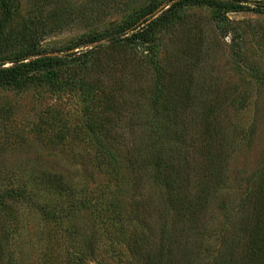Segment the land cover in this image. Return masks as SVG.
I'll return each instance as SVG.
<instances>
[{
    "label": "rangeland",
    "instance_id": "obj_1",
    "mask_svg": "<svg viewBox=\"0 0 264 264\" xmlns=\"http://www.w3.org/2000/svg\"><path fill=\"white\" fill-rule=\"evenodd\" d=\"M176 1L11 0L13 15L1 38L4 55L8 58L39 45L43 52L64 58L70 73L81 71V75L84 68L89 83L98 81L106 91L122 93V106L127 91H133L128 109L121 107L112 114L120 121L109 126L120 132L131 127L127 122L135 114L150 117L159 92L173 101L196 98L218 103L221 124L230 135L235 133L232 139L238 144L225 161L227 184L212 199L206 224L223 222L220 197L228 209H262L264 219V0L247 2L249 10L226 14L210 5L186 6L141 49L116 40V30L141 9L161 3L160 14L170 11ZM3 16L0 5V20ZM90 34L107 38L66 51ZM82 93V85L61 78L21 89L0 86V198L6 205L0 211V264L130 262L128 228L116 224L109 206L115 198L128 216L133 210L128 203L138 200L132 198L126 150L115 143L116 170L109 164V153L98 161L99 145L86 124L85 109L99 112L106 102L102 98L86 102ZM241 99L246 100L245 109L238 106ZM244 130L248 136L254 133L245 141L240 139ZM50 171L73 177L80 193L77 201L85 198L91 204L73 209L75 200L43 188L40 176ZM44 206L60 217L43 214ZM219 243L215 238L210 246Z\"/></svg>",
    "mask_w": 264,
    "mask_h": 264
},
{
    "label": "trees",
    "instance_id": "obj_2",
    "mask_svg": "<svg viewBox=\"0 0 264 264\" xmlns=\"http://www.w3.org/2000/svg\"><path fill=\"white\" fill-rule=\"evenodd\" d=\"M252 1L178 0L170 11L160 14L157 12L161 3H151L135 17L128 18L114 35L119 43L141 49L152 43L154 35L170 24L178 11L186 6L210 5L226 14L234 10H249L246 3ZM0 5L4 12L0 20V86L21 89L28 84H48L54 78H61L73 85H82L86 102L96 103L100 98L106 102L105 109L99 112L86 107L85 117L99 145L98 161L106 159V153H109L112 157L109 164L115 169L119 160L113 151L115 143L126 150L132 198L138 197V200L128 203V209H133L127 213L128 216L124 213L125 206L120 209L115 198L109 201V206L116 212L112 211L116 224L121 229L128 228L130 262L127 264H264L262 209H245L244 206L228 209L226 200L220 197L223 222L221 220L219 226L208 227L205 221L212 199H217L227 184L225 161L230 160L238 144L237 139H232L235 133L230 135L228 128L221 124V106L219 108L218 103L196 98L173 101L159 92L152 100L150 117L133 114L127 122L131 127L120 132L109 126L120 121L119 116L112 118V114H116L121 107L128 109L133 102V91H127L128 97L123 100L122 106V102L119 103L122 93L115 95L114 91H106L98 81L89 83L85 79L88 72L84 68L81 75V71L70 73L64 58L51 55L52 52H43L39 45L17 51L6 58L1 38L13 9L11 0H0ZM106 38L90 34L66 51L101 43ZM87 54L89 51L80 56ZM151 61L154 62L153 57ZM6 64L11 66L6 67ZM38 73H46L53 78L40 79ZM237 103L245 109L246 100L241 99ZM104 112L107 115L99 121L97 116ZM241 133L243 141L254 134L248 136L245 130ZM107 141L109 145H106ZM220 163H225V167H221ZM39 183L47 190L75 200L76 204L71 206L73 209H84L91 204L85 198L77 201L80 193L73 177L44 172ZM123 193L122 189L121 197ZM92 206L98 209V205ZM5 209V202L0 198V211ZM41 209L51 219L60 217L48 212L45 206ZM247 217L253 221L249 226H246L250 220ZM215 238L220 243L218 247H211L210 242ZM2 260L4 250L1 246Z\"/></svg>",
    "mask_w": 264,
    "mask_h": 264
}]
</instances>
